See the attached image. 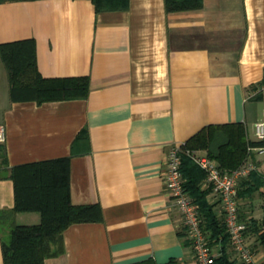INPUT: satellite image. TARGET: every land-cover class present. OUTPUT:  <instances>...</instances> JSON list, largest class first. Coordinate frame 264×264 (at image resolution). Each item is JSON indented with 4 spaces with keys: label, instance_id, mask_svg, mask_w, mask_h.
<instances>
[{
    "label": "crops",
    "instance_id": "crops-1",
    "mask_svg": "<svg viewBox=\"0 0 264 264\" xmlns=\"http://www.w3.org/2000/svg\"><path fill=\"white\" fill-rule=\"evenodd\" d=\"M25 38L36 41L44 77L89 76L90 93L12 101L0 55L8 169L71 156L73 204L103 209L102 221L69 226L64 252L45 264H196L164 185L167 153L173 144L184 150L210 124L243 122L256 140L264 113V0H204L200 9L177 12H167L165 0H129L126 10L102 12L91 0L0 2V42ZM85 128L87 138L78 137ZM252 160L264 173V157L253 153ZM260 195L253 211L241 212L256 220L246 233L253 264H264ZM208 199L221 216L212 189ZM14 205L13 180L0 178V210ZM14 220L37 224L41 215L17 212ZM229 253L237 257L232 246Z\"/></svg>",
    "mask_w": 264,
    "mask_h": 264
},
{
    "label": "trees",
    "instance_id": "trees-1",
    "mask_svg": "<svg viewBox=\"0 0 264 264\" xmlns=\"http://www.w3.org/2000/svg\"><path fill=\"white\" fill-rule=\"evenodd\" d=\"M14 0H0V2ZM96 12L126 10L129 0H91ZM204 0H165L167 12L195 10L203 7ZM1 59L7 69L12 101H36L38 103L87 98L90 93L89 76L44 77L37 64V46L33 38L0 42ZM256 98H262L257 93ZM87 129L78 137L87 138ZM249 139L243 122L210 124L192 136L182 150V173L185 190L199 204L203 228L209 234L212 245H218L216 264H247L232 258L229 253V234L216 209L208 199L210 189L203 188L206 171L191 157L192 150H204L215 159L223 171H232L245 163L250 145H258ZM7 150L0 143V178L14 182L15 205L10 210H0V238L4 264H45V260L62 254L65 250L63 233L75 223L103 220L99 203L73 204L71 199V156H62L34 162H26L8 169ZM7 173V174H6ZM264 173L256 170L244 178L238 188L239 210L241 199H252L264 194ZM36 211L41 215L37 224H17V212ZM241 217L242 214H241ZM244 218V217H243ZM251 227L256 220L250 218ZM263 232L260 234L264 242ZM250 227V228H251ZM249 228V229H250ZM187 235V233H186ZM183 236V235H181ZM190 243V242H189ZM150 261L136 263L147 264ZM164 264H179L170 259Z\"/></svg>",
    "mask_w": 264,
    "mask_h": 264
},
{
    "label": "built area",
    "instance_id": "built-area-1",
    "mask_svg": "<svg viewBox=\"0 0 264 264\" xmlns=\"http://www.w3.org/2000/svg\"><path fill=\"white\" fill-rule=\"evenodd\" d=\"M258 145H250L249 156L245 163L232 171H223L217 161L207 155L190 152L194 161L206 171L204 187L212 189L219 202V211L223 217L229 242L239 260L253 264L254 250L248 244L246 233L251 227L250 218L241 217L239 199L237 197L240 181L251 171L257 170L252 154L264 157V113L263 118L255 124ZM5 141V128L0 125V142ZM167 168L164 174V185L176 209L183 217L187 236L191 242L196 264H216L220 252L210 242L209 234L203 228V219L199 204L185 190V178L182 173V149L179 145H171L166 157ZM217 250V251H216ZM147 264H155L149 262Z\"/></svg>",
    "mask_w": 264,
    "mask_h": 264
},
{
    "label": "rangeland",
    "instance_id": "rangeland-1",
    "mask_svg": "<svg viewBox=\"0 0 264 264\" xmlns=\"http://www.w3.org/2000/svg\"><path fill=\"white\" fill-rule=\"evenodd\" d=\"M262 198H263V197H262L260 194H256V195L254 196V198H253V201H254V202L251 201V200H250V201H249V200H248V201H245V200H244V201H241V202H240V209H241V212H242V211L244 212V211H247V210H248V211H249V210H250V211H251V210L253 211V210H254V209H253V208H254V205H255V204H259V203L261 202V199H262ZM255 208H256V206H255Z\"/></svg>",
    "mask_w": 264,
    "mask_h": 264
}]
</instances>
